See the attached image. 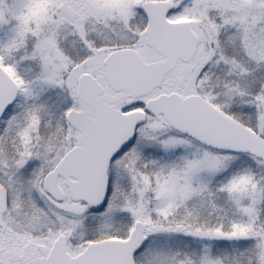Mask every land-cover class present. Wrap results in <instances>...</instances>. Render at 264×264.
<instances>
[{
	"label": "snow or ice",
	"instance_id": "obj_1",
	"mask_svg": "<svg viewBox=\"0 0 264 264\" xmlns=\"http://www.w3.org/2000/svg\"><path fill=\"white\" fill-rule=\"evenodd\" d=\"M0 264H264V0H0Z\"/></svg>",
	"mask_w": 264,
	"mask_h": 264
}]
</instances>
